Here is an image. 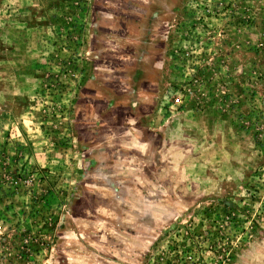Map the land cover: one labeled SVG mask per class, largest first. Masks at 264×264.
<instances>
[{
  "label": "rangeland",
  "instance_id": "374dc122",
  "mask_svg": "<svg viewBox=\"0 0 264 264\" xmlns=\"http://www.w3.org/2000/svg\"><path fill=\"white\" fill-rule=\"evenodd\" d=\"M0 264H264L261 0H0Z\"/></svg>",
  "mask_w": 264,
  "mask_h": 264
},
{
  "label": "built area",
  "instance_id": "2783aa9c",
  "mask_svg": "<svg viewBox=\"0 0 264 264\" xmlns=\"http://www.w3.org/2000/svg\"><path fill=\"white\" fill-rule=\"evenodd\" d=\"M261 8H262L263 15H264V0H261Z\"/></svg>",
  "mask_w": 264,
  "mask_h": 264
}]
</instances>
